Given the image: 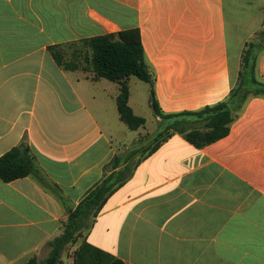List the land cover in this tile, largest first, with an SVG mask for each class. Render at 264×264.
Returning <instances> with one entry per match:
<instances>
[{"label":"crops","instance_id":"obj_1","mask_svg":"<svg viewBox=\"0 0 264 264\" xmlns=\"http://www.w3.org/2000/svg\"><path fill=\"white\" fill-rule=\"evenodd\" d=\"M263 25L264 0H0V157L25 142L45 179H0V264L46 259L104 167L147 131L122 143L120 86L94 79L82 40L139 29L153 77L147 105L153 88L174 114L223 101ZM131 78L129 105L145 118ZM85 237L125 264H264V99L205 148L174 134Z\"/></svg>","mask_w":264,"mask_h":264},{"label":"trees","instance_id":"obj_2","mask_svg":"<svg viewBox=\"0 0 264 264\" xmlns=\"http://www.w3.org/2000/svg\"><path fill=\"white\" fill-rule=\"evenodd\" d=\"M81 43L87 54L85 61L91 66L94 79H106L120 86L117 107L121 120L131 131L144 128L146 119L137 116L129 105L128 83L131 77H136L153 86L140 30L133 28L99 35L84 39ZM57 49L54 46L51 51L54 52L56 62L62 65L64 57ZM263 54L264 25L246 42L237 82L227 97L213 106L197 111L164 113L152 88L151 107L155 117L160 119V127L152 136H140L130 150L116 155L104 167V178L69 213L67 220L63 222L62 234L50 242L49 256L44 260L34 257L28 264H63L66 249L78 242L80 243L74 251L72 264H125L121 259L89 244L85 237L94 227L108 199L133 177L144 159L174 134L182 135L198 149L226 138L248 102L256 98L264 99V81L258 76L259 60ZM66 68L72 69V65L67 64ZM28 176H35L45 184L30 147L22 142L0 157V179L10 183Z\"/></svg>","mask_w":264,"mask_h":264},{"label":"rangeland","instance_id":"obj_3","mask_svg":"<svg viewBox=\"0 0 264 264\" xmlns=\"http://www.w3.org/2000/svg\"><path fill=\"white\" fill-rule=\"evenodd\" d=\"M132 87H133V97L137 98L139 97L141 106H142V113L145 115V118L147 119V123L145 128L147 131L144 132L143 136H152L157 129L160 127L159 123L155 120V117L153 115V110L147 105V100L150 97V86L149 84L139 80L136 77H132L130 81ZM137 96V97H136ZM142 96V97H141ZM115 122L118 124L119 132L122 136V143H126L128 139H131L134 136L133 131H131L124 123L119 121L118 119L115 120ZM135 139V137H133ZM137 142V139L134 141V143L130 146L133 147V145ZM116 148L122 149L121 145L117 143ZM74 246L71 245L69 248L66 249L63 255V264H72V258L74 254Z\"/></svg>","mask_w":264,"mask_h":264}]
</instances>
